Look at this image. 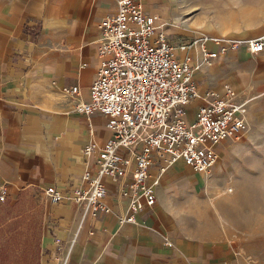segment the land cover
Segmentation results:
<instances>
[{"label":"crops","instance_id":"0c3cea01","mask_svg":"<svg viewBox=\"0 0 264 264\" xmlns=\"http://www.w3.org/2000/svg\"><path fill=\"white\" fill-rule=\"evenodd\" d=\"M175 1L142 0L163 18L180 14ZM230 8L224 10L230 16L167 26V36L176 43L196 31L239 39L264 33V0H236ZM115 9L116 0H0V184L6 197L32 189L45 199L40 264H264V181L205 182L221 165L197 172L175 160L135 222L120 220L126 203L109 177H103L109 189L103 200L116 213L92 215L68 199L111 130L100 113L74 110L66 88L78 85L76 99H88L101 60L98 23ZM194 79L200 92L230 84L235 101L245 102L247 122L264 116V50L229 49ZM200 102L191 100L186 111L195 114ZM222 147L216 162L227 154ZM150 171L157 175V160ZM180 178L193 182L184 195ZM49 185L61 191L60 201H50ZM203 189L214 196L200 197Z\"/></svg>","mask_w":264,"mask_h":264},{"label":"built area","instance_id":"2783aa9c","mask_svg":"<svg viewBox=\"0 0 264 264\" xmlns=\"http://www.w3.org/2000/svg\"><path fill=\"white\" fill-rule=\"evenodd\" d=\"M171 24L169 18L146 11L142 0H116L115 11L98 23L101 60L88 99H76L78 85L66 88L74 110L100 113L111 130L98 147L93 169H83L81 183L67 193L92 215L115 212L103 200L109 193L103 177L120 185L126 203L120 220L135 222L136 213L154 203L159 175L175 160L205 172L216 163L219 146L238 140L247 129L246 105L235 101L233 87L224 83L220 91L200 92L194 72L241 45L250 53L264 50V33L239 39L196 31L171 43L165 30ZM195 98L201 102L189 120L186 107ZM91 150L88 144L85 152ZM156 160L158 173L152 177ZM44 192L52 202L63 198L53 185ZM6 194L0 184V199Z\"/></svg>","mask_w":264,"mask_h":264},{"label":"rangeland","instance_id":"374dc122","mask_svg":"<svg viewBox=\"0 0 264 264\" xmlns=\"http://www.w3.org/2000/svg\"><path fill=\"white\" fill-rule=\"evenodd\" d=\"M176 1L174 6L179 7L177 9L180 14L171 13L169 20L172 24L168 27H182V22H191L195 18L209 21L210 18L230 16L225 14L224 10L231 9L236 2ZM169 41L172 43L175 40L172 38ZM193 114V109L186 111L188 118ZM222 149H225L227 154L210 168L213 170L217 165H221L222 170L205 182H223L230 185L234 181H264V116H251L242 137L226 144ZM192 183L185 178L177 181L181 195H184L183 191L187 192ZM213 196L211 190L200 191V197L210 199ZM45 215L46 201L39 191L24 189L15 196L0 199V264H40L39 244Z\"/></svg>","mask_w":264,"mask_h":264},{"label":"bare ground","instance_id":"6f19581e","mask_svg":"<svg viewBox=\"0 0 264 264\" xmlns=\"http://www.w3.org/2000/svg\"><path fill=\"white\" fill-rule=\"evenodd\" d=\"M174 163V162H173Z\"/></svg>","mask_w":264,"mask_h":264}]
</instances>
